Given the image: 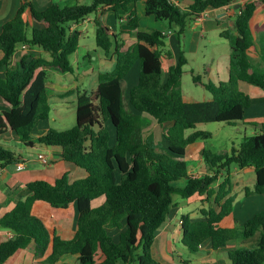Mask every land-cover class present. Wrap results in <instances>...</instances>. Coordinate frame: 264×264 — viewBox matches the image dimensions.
I'll return each instance as SVG.
<instances>
[{"label":"trees","instance_id":"1","mask_svg":"<svg viewBox=\"0 0 264 264\" xmlns=\"http://www.w3.org/2000/svg\"><path fill=\"white\" fill-rule=\"evenodd\" d=\"M137 1L91 0L72 5L54 2L43 9L24 1L2 25L0 69L4 71L0 72V98L9 109L0 111V134L10 129L25 145L60 147L62 158L83 168L86 176L70 182L65 173L54 183L33 180L18 189L15 206L0 218V226L13 232L11 238L0 243V264L30 243L38 256L44 255L51 243L44 264H62L59 260L64 255L76 256L75 264H159L151 248L174 204L175 194L182 198L204 195L207 200L213 198L217 206L201 208V220L182 218V243L190 252H197L207 239L216 249L237 237L255 238L253 245L228 252L230 264H264V209L247 219L241 230L219 225L232 213L231 165L252 166V192L264 194V122H250L254 132L244 135L229 152H212L204 147L202 157L210 173L189 176L184 159L188 145L210 136L209 132L196 129L197 124L244 122L251 98L240 89V81L264 91V68L254 69L248 57V49L253 45L250 18L264 0L246 2L232 27L220 31L230 47L227 80H204L207 65L203 75L191 71L193 83L210 92L208 100L183 95V53L164 76L162 57L164 53L170 54L164 51V32L139 29L134 33L135 42L125 47L96 18V45L105 56L114 54V68L98 74L95 89L77 94L76 123L72 127L49 128L43 135L32 137L36 122L46 119L50 112L53 90L46 84V70L72 71L70 56L78 45L79 32L71 31L70 25L105 7L116 17L120 11L127 12V24L132 28L143 27L145 21L138 17L135 8L130 9ZM231 1L192 0L188 9H181L172 0H145L144 14L166 23L169 29L176 28V35L180 36L192 17ZM27 10L32 24L25 18ZM21 44L30 50L12 63ZM32 48L48 53L49 58L34 53ZM135 64L137 80L129 87L125 103L122 81ZM147 116L161 126L169 123L161 139L144 134L151 122ZM14 161V153L0 145V167ZM221 171L226 176L214 186ZM179 181L184 184L178 185ZM100 197L102 201L94 206L93 201ZM38 200L56 208L75 205L77 221L72 238L50 235L44 223L32 214L33 203Z\"/></svg>","mask_w":264,"mask_h":264},{"label":"crops","instance_id":"2","mask_svg":"<svg viewBox=\"0 0 264 264\" xmlns=\"http://www.w3.org/2000/svg\"><path fill=\"white\" fill-rule=\"evenodd\" d=\"M24 1L30 2L37 9H43L54 2L60 5L68 3L72 5V3L74 4L76 2L82 3L81 0H0V31L2 25L15 15L18 7ZM144 1L145 0H138L135 4H131L130 6V9L135 8L138 17L145 21L143 27L132 28L127 24V12L120 11L118 17H116L111 10H105V7H100L96 13L86 16L79 23H72L70 25L71 31L79 32L78 45L73 53L76 65L74 66L70 61L72 71L65 73L56 69L46 70V84L53 90V96L49 99L50 112L46 119H41L36 122L32 130V137L37 138L43 135L49 128L65 130L76 123L77 94L80 91H91L95 89L98 82V74L100 73V71L95 69L94 64L90 60L99 61L101 56H104V59L109 60L114 68V54L111 52L109 56H105L104 52L96 45V18H99L103 24L108 26L111 33L116 36L117 41L124 42L125 47L135 42L134 33L139 29L146 31L151 29L161 30L166 34V40H169L168 44L170 43L172 29L163 25V22L156 21L152 16H146L144 14ZM249 1L253 0H232L222 7L224 9L222 16L217 15L216 9L207 8L204 10L206 12L205 16L199 19L192 17L189 20L192 24V28L189 29H191L190 31L193 33L188 46L190 53L192 54L199 50L201 40H199L198 37L205 38L208 31L215 30L216 35L221 37L220 31L232 27L235 16L239 13L244 4ZM172 2L177 4L181 9H188L192 0H172ZM25 18L32 24L29 10L25 12ZM90 26H92V31L89 32V30H91L89 29ZM195 30H197V32ZM261 31H264V2L256 8L250 18V32L253 45L248 49V57L253 68L256 70H262L264 68V48H260L257 41V33ZM91 33H93V36L90 40L89 37ZM221 38L225 39L223 37ZM225 40L227 41V39ZM219 44L218 42L211 46L210 62L203 63V65L208 66V75L206 78L211 80L210 77L214 76L215 83L223 81L220 80L221 72H224L225 75L227 71L229 76L230 47L227 52H223L224 54H219L216 52ZM80 48H88L89 50L82 53L83 51H80ZM164 48H166L165 51H169L170 53L169 55L164 53L162 57L163 73L164 76H166L168 67L174 65L179 54L183 52L180 48L176 51H172L167 47L166 41ZM90 49L93 52L92 55H90ZM29 50L30 48L26 44L19 45L13 54L12 63L18 61L22 54ZM98 50H101L102 53ZM31 51L36 54H41L47 59L49 58V54L42 52L39 48H32ZM1 56L2 52H0V58ZM185 58V65H187L188 58L186 56ZM85 60L90 63L85 65ZM3 71L4 69L1 68L0 72L2 73ZM190 71L194 70L191 69ZM93 74L95 75L94 77ZM80 77L87 78V85L79 80ZM125 78L122 81V85ZM247 85L249 84L246 82H239L240 89L243 90L246 88L247 90L243 91L251 98L250 106L245 111L244 124H249L250 122H264V91L257 87L258 89H253V94H249L248 91L252 90H249ZM8 109L9 105L0 98V111ZM247 111L249 112L247 113ZM253 132L254 127L252 128V133ZM0 145L11 150L16 157L14 163L0 167V218L15 206L18 189L23 188L25 184L30 181L45 180L49 183H54L57 178L65 173L70 182L86 176V171L83 168L68 163L62 158L60 147L46 146L39 143H33L31 146L25 145L10 129L0 134ZM203 148V143L199 140L187 146L184 159H190L191 161L188 167L189 176L196 177L205 173H210L202 157ZM38 154H42L44 160L49 162V165L46 164L44 160L38 158ZM18 161H23L25 164V167L21 170L16 169L15 164ZM230 169L231 166L229 167L230 195L234 197L232 202V213L224 217L219 225L222 227H238L239 230H241L243 223L247 219L252 217L257 211L264 209V194L252 192L255 186V172L252 166L239 168L233 165L232 171ZM249 172H252L254 175L252 179L248 177L250 174ZM233 174L237 175V177L234 178ZM224 176H226L225 172L221 171L218 174L214 186H216ZM183 184L184 181L178 182V185ZM173 203L166 221L156 232L151 248L152 256L159 264H182V261H185V264H230L228 258L229 251L239 247H249V245H253L255 242V239L253 242L249 243L248 241H243L244 239L241 237H237L236 239L228 241L224 246L215 249L211 246V241L207 239L200 244L199 250L194 252L196 253L195 258H191L189 255H183L182 252H185L187 248L182 243L183 231L180 222L182 218L188 217L191 221L201 220L203 219L200 213L201 208H217V206L213 203V198L207 200L204 195L198 194H194L188 198H182L180 195L175 194L173 196ZM32 214L44 223L50 235H56L61 239H70L76 231L77 211L74 204H70L64 208H56L44 201L38 200L33 203ZM12 236L13 232L11 230L0 226V243ZM176 243H178L181 248L177 247ZM50 250L51 243L46 253L42 256H38L34 252V244L30 243L27 247L18 250L3 264H44L43 262L50 253ZM59 263L75 264L76 256L64 255L60 258Z\"/></svg>","mask_w":264,"mask_h":264},{"label":"rangeland","instance_id":"3","mask_svg":"<svg viewBox=\"0 0 264 264\" xmlns=\"http://www.w3.org/2000/svg\"><path fill=\"white\" fill-rule=\"evenodd\" d=\"M91 0H81L82 3L86 2L89 3ZM71 3L68 4H64V5H69ZM73 4V3H72ZM205 16V15H202ZM189 24H187L184 33L180 36L176 35V28H172L171 30V36H170V43L168 44L169 40H166L167 43V47H169L172 51H176L180 48V50H182V52L184 53V56H186L188 58V63L187 65L184 66L183 70V74L181 77V90L182 93L188 97V98H193V99H197V100H207L209 98H211V94L209 91L205 90L204 88H202L199 85H196L193 83L192 80V74H191V69L194 70L193 72L195 73H199L201 75H203V71H204V67L206 65H203V63H208L210 62V57H211V46L215 43H220L218 45V49H216L217 53H223V52H227L229 50V45L228 42L225 39H222L221 37L216 35L215 30H211L210 32H207V35L204 37H198L199 40H201L200 42V48L199 50H197L194 53H190L188 46L190 43V40L193 36L192 31H190L192 28V24L191 22L188 21ZM163 25H165L167 27L166 23H162ZM92 31V26H90V28ZM197 32V30H195ZM209 33V34H208ZM93 33L90 34V40L92 39ZM172 37V38H171ZM257 41H258V45L260 48H264V31L258 32L257 33ZM216 39V40H215ZM86 50L88 51V48H80V51H83L82 53H85ZM166 50V48H164V51ZM100 53H102L101 50H98ZM90 55L93 54V52L90 49ZM179 52V51H178ZM224 54V53H223ZM103 55V54H101ZM86 58V57H85ZM75 56L72 54L70 56V61L73 63V65L75 66L76 63L74 61ZM94 66L95 69L100 71V72H104V71H110L112 70V65L109 62V60H105L104 56H101V59L98 61H94V60H90ZM90 62H88L87 60H85V65H88ZM82 66V65H81ZM137 73H138V64H135L130 73L128 74V76L125 78L124 82H123V92H124V102L128 103V89L129 87H131L133 84H135L136 80H137ZM95 75L93 74V77ZM221 79L220 80H227L228 79V73L226 71L225 75L224 72L220 73ZM204 77V76H203ZM204 80H207L206 77L203 78ZM210 79L215 82V77L211 76ZM82 82L86 83L87 85V78H82L80 77V79ZM239 85V83H238ZM249 88V90L251 89L252 91H248L249 94H253V89H258L255 86L252 85H247ZM240 87V86H239ZM244 88V87H243ZM243 90H247L246 88H244ZM249 111H247L248 113ZM149 117V116H147ZM150 118V117H149ZM150 125L148 127H146L144 129V134L145 135H149L151 134L155 139H161L162 138V134L163 132L166 130L167 126L169 123H165L162 126L157 124L152 118ZM72 124V123H71ZM252 125L249 124H244V122L242 121H234L232 123H228V122H220V121H210V122H203V123H199L196 126V129H200V130H204L206 132L210 133V136L204 139H198L199 141H201L203 143V147L211 150L212 152H218V153H226L229 152L232 146H238V144L240 143V141L242 140L244 135H249L252 133ZM114 136L112 135V142L114 141ZM186 163H187V167H189V165L191 164L190 159H185ZM232 167L233 165H231V171H232ZM250 174L248 175L249 178L252 179V177H254L252 172H249ZM247 174V173H246ZM233 177L236 178L237 175L233 174ZM102 201V197L95 199L93 201V205L96 206L97 204H99ZM237 230H239L238 227H236ZM255 238H249V239H244L243 241H248L253 242ZM177 247L181 248V246L176 243ZM245 246V245H244ZM251 246V245H249ZM247 247V246H246ZM183 255H189L191 258L192 257H196V253L194 252H190L189 250L185 249V252H182ZM182 255V256H183ZM193 260V259H192Z\"/></svg>","mask_w":264,"mask_h":264},{"label":"built area","instance_id":"4","mask_svg":"<svg viewBox=\"0 0 264 264\" xmlns=\"http://www.w3.org/2000/svg\"><path fill=\"white\" fill-rule=\"evenodd\" d=\"M205 13H206V12L203 11L199 16L196 17V19L201 18L202 15H205ZM38 158L44 160V156H43L42 154H38ZM44 161L46 162V164L49 165V162H48L47 160H44ZM15 165H16V169H17V170H21V169H23V168L25 167V164H24L23 161H18V162H16ZM180 222H181V221H180Z\"/></svg>","mask_w":264,"mask_h":264},{"label":"water","instance_id":"5","mask_svg":"<svg viewBox=\"0 0 264 264\" xmlns=\"http://www.w3.org/2000/svg\"><path fill=\"white\" fill-rule=\"evenodd\" d=\"M216 13L218 16H222V14L224 13V9L222 7L218 8V9H216Z\"/></svg>","mask_w":264,"mask_h":264}]
</instances>
